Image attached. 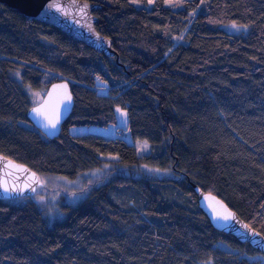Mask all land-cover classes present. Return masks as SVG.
<instances>
[{"label": "trees", "instance_id": "trees-1", "mask_svg": "<svg viewBox=\"0 0 264 264\" xmlns=\"http://www.w3.org/2000/svg\"><path fill=\"white\" fill-rule=\"evenodd\" d=\"M86 1L114 57L0 4V156L69 179L111 156L128 175L110 170L51 225L34 202L0 198V264H257L247 242L211 226L189 182L264 236V0ZM227 23L248 33L227 34ZM60 79L74 106L48 140L27 111L33 92ZM115 107L147 154L120 137L69 133L114 124Z\"/></svg>", "mask_w": 264, "mask_h": 264}, {"label": "water", "instance_id": "water-1", "mask_svg": "<svg viewBox=\"0 0 264 264\" xmlns=\"http://www.w3.org/2000/svg\"><path fill=\"white\" fill-rule=\"evenodd\" d=\"M22 17L49 27H53L68 38L83 44L106 57H114L111 40L95 30L98 8L86 0H0ZM86 5V7H85ZM66 86V87H64ZM71 97L68 100L66 97ZM74 106L73 96L67 80L52 82L42 100L27 111V119L46 139L58 138L64 122L69 118ZM33 109H39L34 112ZM56 127L48 126L49 120H56ZM196 195L199 209L218 232L231 235L241 243L247 242L253 249L264 255V237L249 227L238 214L230 209L216 195L202 191L189 182ZM41 185L38 175L22 164L0 156V198L13 199L33 195ZM9 189L4 191V187ZM231 214L230 219L223 217Z\"/></svg>", "mask_w": 264, "mask_h": 264}, {"label": "rangeland", "instance_id": "rangeland-1", "mask_svg": "<svg viewBox=\"0 0 264 264\" xmlns=\"http://www.w3.org/2000/svg\"><path fill=\"white\" fill-rule=\"evenodd\" d=\"M131 2L139 7V4L135 0ZM151 5L152 0L148 1ZM183 0H166V5L172 9H177L181 6ZM236 27H233V25ZM219 28L227 34L230 35H245L248 33V27L238 25L236 23H227L219 26ZM45 92H33L31 94L35 103H39ZM117 108L121 111H126L120 107H115V123L109 124L107 126H83L74 127L69 129L71 134H95L106 138L117 137L115 136V130L117 128H122L126 130L127 125V114L122 116ZM127 131V130H126ZM125 139L129 144L134 145L138 155H145L148 153L149 146L143 141H135L131 138L129 133L125 136L120 137ZM103 165L96 170L79 174L75 179H69L62 176L48 175V174H38V179L41 185L36 189L33 195L23 196L19 198L7 199L8 201L14 203L23 204L26 202H34L44 219V221L51 225L56 221H60L65 217V213L61 210L62 205L75 206L81 200H83L89 191L95 185L103 183L108 177L110 170L115 172L119 171L123 175H128L126 169L116 164V158L111 156L103 157ZM138 172H143L154 178H165L173 177L171 171H164L158 168H152L148 166H141L133 169ZM217 247L228 250L224 245L217 244ZM249 261L256 262L257 264H264V256L256 255L253 257H248ZM199 264H211V262L199 263Z\"/></svg>", "mask_w": 264, "mask_h": 264}, {"label": "snow or ice", "instance_id": "snow-or-ice-1", "mask_svg": "<svg viewBox=\"0 0 264 264\" xmlns=\"http://www.w3.org/2000/svg\"><path fill=\"white\" fill-rule=\"evenodd\" d=\"M150 2H151V0H150ZM85 7H86V5H85ZM233 27H236V25L234 24ZM64 87H66V86H64ZM66 98H67L68 100L71 99L70 96H69V97H66ZM33 111H34V112H39V109H33ZM117 111L120 112V114H121L122 116L126 115V113L123 112V111H121V109H119V108H117ZM57 122H58V118H57L55 121H54V120H49V122H48V126H50V127H52V128H55ZM4 191H5V192H8L9 189L5 186V187H4ZM223 218H224V219H230V218H231V214H228V215L224 216Z\"/></svg>", "mask_w": 264, "mask_h": 264}, {"label": "built area", "instance_id": "built-area-1", "mask_svg": "<svg viewBox=\"0 0 264 264\" xmlns=\"http://www.w3.org/2000/svg\"><path fill=\"white\" fill-rule=\"evenodd\" d=\"M114 133L117 137H123L125 134H127V131L123 130L122 128H117Z\"/></svg>", "mask_w": 264, "mask_h": 264}, {"label": "bare ground", "instance_id": "bare-ground-1", "mask_svg": "<svg viewBox=\"0 0 264 264\" xmlns=\"http://www.w3.org/2000/svg\"><path fill=\"white\" fill-rule=\"evenodd\" d=\"M69 83V82H68ZM197 202V201H196ZM198 206V205H197ZM199 208V207H198ZM264 237V236H263ZM238 241V240H237ZM239 242V241H238ZM255 250V249H254ZM259 253V252H258ZM260 254V253H259ZM260 255H262V254H260ZM264 256V255H263Z\"/></svg>", "mask_w": 264, "mask_h": 264}]
</instances>
